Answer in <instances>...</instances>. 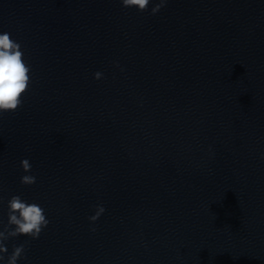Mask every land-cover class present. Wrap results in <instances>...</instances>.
<instances>
[{
  "label": "clouds",
  "instance_id": "9594fccd",
  "mask_svg": "<svg viewBox=\"0 0 264 264\" xmlns=\"http://www.w3.org/2000/svg\"><path fill=\"white\" fill-rule=\"evenodd\" d=\"M167 0H159L151 9L155 15L166 4ZM124 7H135L143 12L148 9L150 0H121ZM30 67L24 61V53L21 45L12 40L9 33H0V113L15 111L22 104V97L28 91L30 83ZM103 74L94 73V78L99 80ZM21 167L25 173L31 172V164L28 159L21 161ZM21 183L33 185L36 183L34 175H23ZM105 212L101 205L96 206L95 214L89 217L91 222H95ZM49 224L45 216L44 209L36 203H27L20 196H12L8 201V221L7 225L0 228V262L4 264H17V261L24 257L25 244L14 246L10 255L6 241L20 235L38 239L42 230ZM92 231H95L93 228ZM27 243V242H25Z\"/></svg>",
  "mask_w": 264,
  "mask_h": 264
}]
</instances>
